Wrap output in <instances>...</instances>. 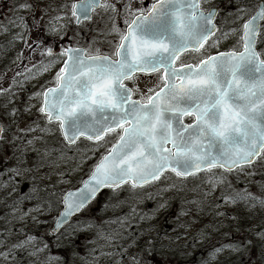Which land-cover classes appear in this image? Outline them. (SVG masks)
Here are the masks:
<instances>
[{
	"label": "rangeland",
	"instance_id": "1",
	"mask_svg": "<svg viewBox=\"0 0 264 264\" xmlns=\"http://www.w3.org/2000/svg\"><path fill=\"white\" fill-rule=\"evenodd\" d=\"M75 1L0 0V116L5 124L0 140V264H264L256 249L264 233V220L256 216L264 208H252L259 210L253 215L257 221L239 227L246 206L224 198L249 191L247 203L264 199V153L251 167L231 174L212 169L190 186L167 172L143 187L107 189L48 237L64 191L91 174L110 140H80L69 147L58 126L46 122L39 110L41 95H35L52 75L51 56L44 49L51 46L58 55L62 41L84 46L88 53L110 51L129 19L125 5L132 10L145 6L142 0H109L114 11L103 7L77 28L71 11ZM259 1L203 0L202 8L216 6L221 12L217 34L200 53L240 50L242 24ZM53 27L56 31L50 32ZM260 27L256 48L264 58V20ZM38 37L42 43L37 47ZM44 66L47 71H41Z\"/></svg>",
	"mask_w": 264,
	"mask_h": 264
},
{
	"label": "snow or ice",
	"instance_id": "2",
	"mask_svg": "<svg viewBox=\"0 0 264 264\" xmlns=\"http://www.w3.org/2000/svg\"><path fill=\"white\" fill-rule=\"evenodd\" d=\"M201 2L153 0L147 9L136 10L125 5L129 19L111 56L88 55L83 48L61 49L57 59L63 66L54 78L55 86L35 94L43 96L40 112L58 123L69 145L81 136L100 141L107 133L119 132L83 187L65 193L60 217L79 211L100 188L128 179L134 185L146 184L166 169L184 177L213 167L231 172L264 153V58L256 50L264 0L242 26V51L199 53L196 63L181 62L177 67L181 53L199 52L216 30L217 10L205 11ZM99 7L115 10L108 0H78L71 6L72 17L77 23L91 19L92 10ZM16 19L27 27L23 17ZM35 43L38 47L41 38ZM44 51L53 55L51 46ZM161 69L163 83L133 99L134 89L124 82L136 72ZM47 70V66L41 69ZM185 117L191 123H185ZM250 195L224 198L235 202ZM61 222L58 217L57 226Z\"/></svg>",
	"mask_w": 264,
	"mask_h": 264
},
{
	"label": "flooded vegetation",
	"instance_id": "3",
	"mask_svg": "<svg viewBox=\"0 0 264 264\" xmlns=\"http://www.w3.org/2000/svg\"><path fill=\"white\" fill-rule=\"evenodd\" d=\"M203 1V0H202ZM109 2V1H108ZM153 3V0H148L144 3V0H142V4H144V9H147L148 6ZM103 7H100L98 9V11H94L93 12V19L97 16V14H99V11L102 9ZM218 8V7H217ZM208 7H205L204 10L207 11ZM219 9V8H218ZM64 41V40H63ZM211 41V38L203 45V48H206V46L210 43ZM59 47H60V50L62 48H67L68 46H66V43H63L62 41L60 42V44H58ZM114 48L115 46H113L110 51H100V52H91V53H88L86 52L88 55H112L113 54V51H114ZM202 48V49H203ZM61 52V51H60ZM201 52V50L199 52H186L185 54L181 55L178 60L176 61V66L179 67L180 63L183 62L185 64H194L197 62V57L199 56V53ZM207 55H211L208 51L207 53H205ZM58 57V55H51L50 57V61H55L54 63L50 64V67L52 68L51 70V80L48 84V87L51 86V87H54L55 86V76L57 74V72L59 71V69L61 68L62 66V62L61 60H58L57 58H54V57ZM115 58V57H113ZM62 59H66V57H63ZM163 70L161 69L160 71L158 72H154V73H144V74H134L133 75V78L131 80H126L124 83L130 87V88H133L134 89V92H133V99H139L141 94H144V95H147L148 94V89L149 88H153L154 86H157V85H161L163 83V81L161 80V77L163 76ZM146 82V84L148 83V85H150V87L148 89H145V90H141L139 85L141 83H144ZM136 89H138L139 91H136ZM1 117V116H0ZM46 119V117H45ZM187 122L189 123V121H191V118L188 117L186 118ZM54 125H58L57 122L55 123H52ZM119 131H115V132H112V133H107L103 138L102 140L100 141H97V142H94V143H99V142H102L104 141L105 139H108L110 140V146H109V149L111 148L112 144H114L116 142V139H117V135L116 137L114 138L112 135H115L117 134ZM91 144H94L93 142H90ZM108 152V150H107Z\"/></svg>",
	"mask_w": 264,
	"mask_h": 264
},
{
	"label": "water",
	"instance_id": "4",
	"mask_svg": "<svg viewBox=\"0 0 264 264\" xmlns=\"http://www.w3.org/2000/svg\"><path fill=\"white\" fill-rule=\"evenodd\" d=\"M103 1V0H102ZM77 2H78V0H77ZM77 2H75V3H77ZM260 3L261 2H259L258 3V5H260ZM96 9H98V8H96ZM96 9H94V10H96ZM216 10H217V8H216ZM258 10V9H257ZM93 11V10H92ZM217 12H218V10H217ZM217 12H216V15H217ZM256 13V12H255ZM255 13L253 14V15H255ZM252 15V16H253ZM91 16H92V13H91ZM86 20H88V19H81V21H86ZM215 20H216V16H215V18L213 19V24H215ZM80 21V22H81ZM262 21V20H261ZM261 21L259 22V23H261ZM79 22V23H80ZM79 23H77V21H75V24L76 25H78ZM216 26V25H215ZM243 28V27H242ZM216 31H217V29L214 31V33L211 35V36H213L215 33H216ZM211 36H209V37H211ZM257 39H258V37H257ZM206 42V41H205ZM204 42V43H205ZM79 48H82V47H79ZM83 49H85V48H83ZM242 49V48H241ZM243 50V49H242ZM241 50V51H242ZM188 51H193L192 49H189V50H187L186 52H188ZM186 52H184V53H186ZM184 53H181V55L182 54H184ZM215 55V54H214ZM67 58V57H66ZM63 66V65H62ZM61 66V67H62ZM136 73H143V72H136ZM135 74V73H134ZM144 74V73H143ZM42 104H43V96H42ZM44 114V113H43ZM45 115V114H44ZM185 118H187V117H185ZM184 118V119H185ZM47 121L49 122V120L47 119ZM52 122H56V121H52ZM186 123V122H185ZM191 123V122H190ZM0 129H2V124L0 123ZM118 130V129H117ZM0 137H1V131H0ZM84 136H81V137H79V138H83ZM63 138H64V136H63ZM78 138V139H79ZM84 138H86V137H84ZM87 139V138H86ZM64 141L68 144V142L64 139ZM91 141H94V140H91ZM69 145V144H68ZM71 145H73V144H71ZM111 150V149H110ZM259 157V156H258ZM258 157H256L254 160H253V162L251 163V164H253L254 162H255V160L258 158ZM251 164H245V165H240V166H237L236 168H233V170L231 171V172H234V170H236V169H238V168H243L244 166H249V165H251ZM213 168H219V169H221V170H224V171H226V172H229V171H227L226 169H224V168H220V167H213ZM212 169V168H211ZM206 170H210V169H203V170H201V171H199V172H196V173H202V171H206ZM167 171H172L171 169H166L164 172H167ZM163 172V173H164ZM173 172V171H172ZM162 173V174H163ZM175 173V172H174ZM176 174V173H175ZM189 176H191V174L190 175H188L187 177H189ZM89 177V176H88ZM88 177L86 178V179H88ZM160 177V176H159ZM179 178H186V177H184V176H178ZM85 179V180H86ZM151 181H153V180H150L149 182H151ZM149 182L148 183H146V184H149ZM127 183H130L131 185H133V186H139V185H141V184H136V185H134V183H133V181L131 180V179H128V180H126L124 183H120V184H118L117 186H115V187H103V188H100V190L96 193V195L94 196V197H92L85 205H84V207L83 208H81L79 211H81L82 209H84L86 206H87V204L88 203H90L91 201H93L96 197H97V195H98V193L101 191V190H103V189H107V188H113V189H115V188H117L118 186H121V185H123V184H127ZM146 184H142V185H146ZM83 187V182H82V185L81 186H79V187H77V188H75V189H73V190H68V191H65L64 192V194H63V198H64V195H65V193H67V192H76L78 189H80V188H82ZM62 206H63V209L59 212V214L56 216V219H55V222H54V224L52 225V227H51V229H50V232L52 233V234H56V233H58L61 229H62V227H64L71 219H72V217H74V215H76V213H78L79 211H77V212H73L72 213V215L71 216H69V217H67L66 219L65 218H63V217H60V214H61V212H63V210H64V203H63V201H62ZM61 218V223L59 224V226H57V223H56V221H57V218Z\"/></svg>",
	"mask_w": 264,
	"mask_h": 264
},
{
	"label": "trees",
	"instance_id": "5",
	"mask_svg": "<svg viewBox=\"0 0 264 264\" xmlns=\"http://www.w3.org/2000/svg\"><path fill=\"white\" fill-rule=\"evenodd\" d=\"M202 174H198L196 176L195 175H192L190 178L182 179V180L185 183L189 184V186H190L192 184L193 180L195 178H198V176H201ZM177 184H179V186H180V183H176V186H178ZM179 188H181V187H179ZM238 200H239V204L240 205H242L244 207L246 206L248 208H251V209H248V208L245 207V210L243 209L240 217L238 218V219H240L239 220V225H238L239 227H244L245 228V227H247V225L251 224L253 221H257L258 220V221L261 222L262 220H264V218H262V216L264 215V212L262 213L263 215H261V217L258 214L256 216L257 220H255L254 219L255 216H253V215H254V212H257L258 208L256 210H253L252 209V208H255L256 206L261 207V208H264V204L261 203V201H264L263 198L258 199L257 200V203L256 204H252V205L250 203H247V200H240V199H238ZM263 230H264V228H263ZM48 237L49 238H53L54 236L50 234ZM256 249L257 250H260L259 257H261V258H259V260L261 259V260L264 261V233H263V237H262L261 241L259 242V244L257 245Z\"/></svg>",
	"mask_w": 264,
	"mask_h": 264
}]
</instances>
